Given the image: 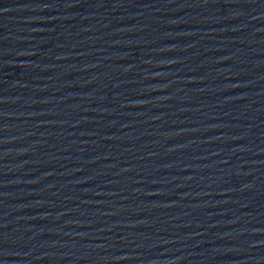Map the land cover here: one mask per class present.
<instances>
[{
	"label": "water",
	"instance_id": "water-1",
	"mask_svg": "<svg viewBox=\"0 0 264 264\" xmlns=\"http://www.w3.org/2000/svg\"><path fill=\"white\" fill-rule=\"evenodd\" d=\"M0 264H264V0H0Z\"/></svg>",
	"mask_w": 264,
	"mask_h": 264
}]
</instances>
